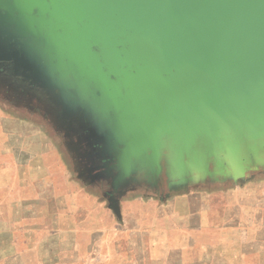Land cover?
Segmentation results:
<instances>
[{"label":"water","instance_id":"95a60500","mask_svg":"<svg viewBox=\"0 0 264 264\" xmlns=\"http://www.w3.org/2000/svg\"><path fill=\"white\" fill-rule=\"evenodd\" d=\"M49 1L30 22L46 28L65 86L109 116L96 129L114 187L140 160L160 174L167 152L176 165L264 145V0Z\"/></svg>","mask_w":264,"mask_h":264},{"label":"rangeland","instance_id":"374dc122","mask_svg":"<svg viewBox=\"0 0 264 264\" xmlns=\"http://www.w3.org/2000/svg\"><path fill=\"white\" fill-rule=\"evenodd\" d=\"M51 3L19 0L17 4L5 0L2 4L0 0V7L3 5L7 12L6 19L2 18L0 23V27L6 28L0 30V42L5 36L0 50L17 54L12 45H7L16 38L25 39L21 52L26 56L41 53L37 48L42 49L38 58L46 53L44 67L39 66L41 74L36 75L40 83L28 84L24 89L0 83V264H264V145L220 150L207 161L199 156H190L189 160L184 157L182 161L178 155L180 162L176 165L167 152L160 174L149 161L139 159L134 172L114 187L117 169L109 167L114 161L113 152L96 129L109 116L91 113L88 108L95 100L82 98L81 91L77 96V89L65 86L66 65H58L51 58L52 45L44 48L42 45V42L47 44L46 28L38 32L30 22V6L50 13ZM14 11L18 17L13 19ZM19 22H27L28 26ZM92 50L97 52L96 48ZM99 71L102 74V68ZM30 131L41 135L38 144H53L59 153L57 163L67 168L72 177L83 181L89 192L100 197L102 205L114 210L112 221H119L125 214L142 212L149 215L151 223L157 219L158 223L168 225L178 221L172 219L174 212L182 211L191 218L197 214L196 222L193 218L189 221L200 229L190 239L191 248L182 252L181 259H173V255L179 257L177 251L165 248L160 242L159 247L155 246V240L150 238L149 259H137L138 252L133 253V258L116 259L106 250L99 259H89L88 249H80L77 255L71 249L68 254L64 250L60 252L56 237H46L41 232L28 237L23 232L25 226L45 225V219L50 217V210L45 212L23 205L21 198H26L27 191L14 182L15 175H28L40 166L34 159L22 160L25 167L21 171L13 165L15 160L25 158L19 156L18 146L34 144L29 139ZM39 171L38 175H61L56 168L50 172ZM162 214L165 216L160 217ZM60 216L57 218L61 219ZM102 219L106 224L110 222L105 215ZM203 225L207 227L201 231ZM15 229L19 231L11 232ZM114 241L119 242L117 237Z\"/></svg>","mask_w":264,"mask_h":264},{"label":"crops","instance_id":"0c3cea01","mask_svg":"<svg viewBox=\"0 0 264 264\" xmlns=\"http://www.w3.org/2000/svg\"><path fill=\"white\" fill-rule=\"evenodd\" d=\"M28 134L34 144L31 142L22 146L20 144L18 146L19 156L24 155L25 158L15 160L13 165L20 168L21 171L25 167L22 165L24 163L22 160L33 161L34 159L40 162V166L34 170L28 168V171L30 170L28 175H15L14 182L19 183L22 189L27 191L26 198H21L23 205L34 209L40 208L45 212L50 210V217L45 219V225L23 228V232L28 233V237L31 238L36 232L44 233L46 237H56L58 239L56 247L61 248L60 252L64 250L68 254L71 249L70 251L77 255L80 249H88L89 259H99L104 256L103 250L116 259L133 258L134 252L139 253L137 259H149L150 238L155 240V246L159 247L160 242L165 248L177 251L179 257L175 258L173 255V259H181L182 252L191 248L190 239L200 230L196 229V219H194L197 214L192 215L195 220L193 225L189 223L192 219L191 215L186 216V214H182V211L172 213L174 214L172 219H178V221L168 225L158 223L157 219L151 223L149 215H144L142 212H137L136 215L125 214L122 218L120 217L118 223L115 220L112 221L114 210L102 205L100 197L89 192L83 181L72 177L67 168H63L62 164L57 163L59 153L53 144H38L41 135H37V133L33 135L34 133L31 131ZM53 168H56V171L61 175H38L39 170L50 172L49 170H53ZM57 215H61L62 221L57 218ZM104 215L110 218L108 225L102 219ZM162 216L165 214L160 217ZM206 227L207 225L201 226V231H204ZM18 231V229L11 230L13 233ZM220 233L222 235V231ZM115 237L119 242L114 241ZM187 239L189 241H186ZM30 246H34V244L30 243ZM66 253L64 254L67 259ZM50 257L47 256L46 259H50Z\"/></svg>","mask_w":264,"mask_h":264},{"label":"flooded vegetation","instance_id":"af4514ba","mask_svg":"<svg viewBox=\"0 0 264 264\" xmlns=\"http://www.w3.org/2000/svg\"><path fill=\"white\" fill-rule=\"evenodd\" d=\"M9 3H12V0H8ZM1 3L4 4L5 0H1ZM25 8H27L25 6ZM26 10V9H25ZM28 10V8H27ZM12 11V10H11ZM6 8L1 5L0 7V23H2V18L3 20L6 19ZM35 13V11L33 12ZM24 16H28V14H24ZM13 19L18 17L17 12H13L12 15ZM5 27H0V30H5ZM5 36L3 35L1 37V43L5 42L4 41ZM25 40V39H24ZM23 39H12L9 40V43L7 45H12V49L16 51L17 54L15 55H10L3 49L0 50V83H2L3 86H13V87H20L24 89L26 85H32L34 86L38 80L36 75H40L41 69L39 66L44 67V62L42 61L41 63H36V60L38 57L42 54V49L37 50L39 53L37 55H32V56H26L21 52V44H23L25 41ZM45 42H42L43 48L45 46ZM42 45H40V48H42ZM12 50V51H13ZM14 54V53H13ZM46 54V53H45ZM43 63V64H42ZM39 67V68H37ZM40 83V82H38Z\"/></svg>","mask_w":264,"mask_h":264},{"label":"trees","instance_id":"16d2710c","mask_svg":"<svg viewBox=\"0 0 264 264\" xmlns=\"http://www.w3.org/2000/svg\"><path fill=\"white\" fill-rule=\"evenodd\" d=\"M45 59H46V57H45V54H44V56H41L40 58H38L37 61H40V63H41V62L44 61Z\"/></svg>","mask_w":264,"mask_h":264}]
</instances>
